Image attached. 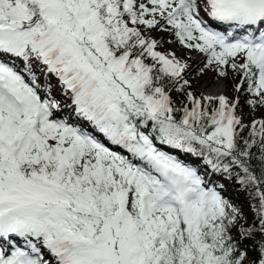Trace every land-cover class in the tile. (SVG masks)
<instances>
[{"label": "snow or ice", "instance_id": "6c2138e0", "mask_svg": "<svg viewBox=\"0 0 264 264\" xmlns=\"http://www.w3.org/2000/svg\"><path fill=\"white\" fill-rule=\"evenodd\" d=\"M258 110L264 0H0V264H264Z\"/></svg>", "mask_w": 264, "mask_h": 264}, {"label": "rangeland", "instance_id": "374dc122", "mask_svg": "<svg viewBox=\"0 0 264 264\" xmlns=\"http://www.w3.org/2000/svg\"><path fill=\"white\" fill-rule=\"evenodd\" d=\"M198 60H199L198 55H193L192 64L195 65L198 62ZM195 81H196V77L194 76L193 77L194 88L197 90V92H199L200 91L199 89L201 86L200 85L197 86ZM219 87L218 88L221 89V94H224V95H227L230 97L231 92H232V81L231 80H226V83L221 81V85ZM204 92H205V94L219 95V94L212 93L211 90L210 91H204ZM262 117H264V114H262L260 116V118H262ZM257 119H259V118H257Z\"/></svg>", "mask_w": 264, "mask_h": 264}, {"label": "trees", "instance_id": "16d2710c", "mask_svg": "<svg viewBox=\"0 0 264 264\" xmlns=\"http://www.w3.org/2000/svg\"><path fill=\"white\" fill-rule=\"evenodd\" d=\"M232 96H233V92H231L230 97H232ZM241 103L243 104V98L241 99ZM262 114H264V110H258V111L255 113V118H260V116H261ZM244 115H245V121H246V122L252 119V116L249 115V113H248V109H247L246 107L244 108ZM234 193H235V189H231L229 195L231 196V198H233V199H237V197H235ZM238 199H239L240 201H243V200H244V196H243V194H241V196H240Z\"/></svg>", "mask_w": 264, "mask_h": 264}, {"label": "bare ground", "instance_id": "6f19581e", "mask_svg": "<svg viewBox=\"0 0 264 264\" xmlns=\"http://www.w3.org/2000/svg\"><path fill=\"white\" fill-rule=\"evenodd\" d=\"M209 76H211V73H209L208 76H205V77H203V79H201V81H200L201 87L199 90L200 91H210L211 90L212 93L221 94V89H219L220 88L219 86L221 85V81H217L216 84H214L208 88H204V84L208 80ZM222 82L226 83V81H222Z\"/></svg>", "mask_w": 264, "mask_h": 264}]
</instances>
